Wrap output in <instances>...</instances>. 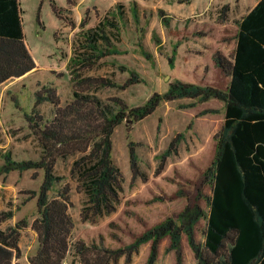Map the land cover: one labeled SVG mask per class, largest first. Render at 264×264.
<instances>
[{
    "label": "rangeland",
    "instance_id": "obj_1",
    "mask_svg": "<svg viewBox=\"0 0 264 264\" xmlns=\"http://www.w3.org/2000/svg\"><path fill=\"white\" fill-rule=\"evenodd\" d=\"M53 1L57 13L50 0H19L24 41L36 67L0 84V207L7 202L13 210V217L1 226L5 228L20 220L27 222L19 230L20 255L13 259L14 264H28V256L37 247L30 227L37 214V196L32 197L29 191L38 192L43 170L4 172L3 165L5 156L21 161L38 160L43 154L38 135L54 118L55 108L50 102L35 106L37 91L43 86L54 87L59 106L64 107L72 100V76L108 78L121 85L132 72L140 81L125 88L83 84L79 89L93 91L105 101L118 97L128 107L142 105L153 93L165 92L169 83L176 80L223 89L226 78L213 62L216 49L212 43L223 33L219 40L226 41V53L221 52L231 58L230 38L235 26L232 22L221 31L218 23L230 13L229 5L225 11L222 7L232 4L236 17V1L249 5L254 0ZM28 114L32 122L27 120ZM223 119L222 100L180 98L160 102L141 120L117 125L111 139L112 158L123 176L120 201L114 212L90 220L81 218L85 194L77 173H71L72 161L81 153L62 155L69 149L57 145L53 171L60 180L53 183L48 197H57L64 188L67 190L74 222L71 244L82 240L118 248L167 217L177 219L186 204L197 203L207 211L202 195L210 194L211 189L201 181L215 154L213 134ZM179 132L183 139L177 154L168 156L163 168L156 170L161 153ZM129 141L137 143L138 162L145 180H131ZM204 228L205 219L201 218L195 226L196 240L203 239ZM150 244L142 243L130 264H146ZM169 244L168 236L159 241L154 264H198L184 235L179 260L174 250H167ZM72 257L70 248L66 261ZM69 264L81 263L76 258ZM113 264H125L124 256Z\"/></svg>",
    "mask_w": 264,
    "mask_h": 264
},
{
    "label": "trees",
    "instance_id": "obj_2",
    "mask_svg": "<svg viewBox=\"0 0 264 264\" xmlns=\"http://www.w3.org/2000/svg\"><path fill=\"white\" fill-rule=\"evenodd\" d=\"M50 2L57 13L55 2ZM227 9L228 5H223L222 11ZM236 25V45L231 58L219 50L212 56L214 64L230 77L223 89L176 80L169 83L165 92H155L142 105L134 107H128L118 97L105 101L93 91L79 89L83 84L125 88L140 81L132 72L121 85L108 78L72 76V100L64 107L59 106L54 87L43 86L37 91L35 106L50 102L55 108L54 118L38 135L43 154L38 160L21 161L5 156L3 165L4 172L43 170L38 192L29 191L32 197L37 196V214L31 222L37 234V247L27 258L29 264H62L70 248L71 260L77 258L81 264H113L121 256L125 264H130L140 245L148 241L151 244L146 264H154L158 243L165 236L170 240L167 250H174L179 260L183 235L198 264H264V0H257ZM35 67L24 41L19 0H0V84ZM180 98L195 101L215 98L224 102V119L213 135L215 154L201 181L211 189L210 194L202 195L207 211L197 203L186 204L177 219L167 217L118 248L82 240L71 244L74 222L67 190L64 188L57 197H48L53 183L60 180L53 171L56 146L69 149L62 155L81 153L71 167L85 194L81 218L90 220L108 215L119 204L123 182L122 172L112 158L114 128L123 121L143 119L162 101ZM26 117L32 122L31 115ZM182 139L181 132L171 139L156 170L163 168L168 156L177 154ZM136 146L137 143L128 142L131 180L138 177L145 180ZM0 214L2 221L11 218L13 210L9 207ZM201 218L205 219V228L203 239L198 241L195 226ZM23 225L27 222L20 220L0 228V264H14L13 259L19 257L18 236Z\"/></svg>",
    "mask_w": 264,
    "mask_h": 264
},
{
    "label": "crops",
    "instance_id": "obj_3",
    "mask_svg": "<svg viewBox=\"0 0 264 264\" xmlns=\"http://www.w3.org/2000/svg\"><path fill=\"white\" fill-rule=\"evenodd\" d=\"M256 2H257V0H254V1H252V2H250L251 4H249V5H245V4H241L240 3V1H236L235 2V5H234V9L235 10H237L238 11V13H239V15L237 14V16L235 17L233 14H232V4H227V3H225V5H229V7H230V13L228 14V16H225V18H224V20L223 21H221V22H217L218 23V25H220V29H221V31H224V28H225V26H227V24H232V22L234 23V26H235V32H234V36H232L231 38H230V41H231V44H230V47L232 48V54H233V52H234V48H235V45H236V39H235V34H236V30H237V25H236V21L237 20H239L244 14H246L248 11H249V9L250 8H252L255 4H256ZM233 18H236V19H233ZM223 35V33H219L218 35H217V37L216 38H214L213 40H214V45H213V43H212V46L213 47H215V49L216 50H220V51H223V52H225L226 53V50H225V43H226V41L225 42H220V37ZM215 50V51H216ZM221 76H224L225 78H226V83L228 84V82H229V79H230V77L228 76V75H224V74H221ZM9 81H11V80H9ZM227 86V85H226ZM222 125V124H221ZM221 127V126H220ZM219 130V129H218ZM217 130V131H218ZM216 131V132H217ZM0 132H1V127H0ZM215 134V133H214ZM213 134V135H214ZM9 207H8V204H7V202L4 204H2V207H0V209H8ZM36 216V215H35ZM13 217V216H12ZM11 217V218H12ZM35 218V217H34ZM33 218V219H34ZM10 218H8V219H5V220H2V221H0V228H2V226H1V223H3V222H5V221H7V220H9ZM30 227H31V225H30ZM31 231H32V233H33V235H34V237H36L37 238V234H36V232L33 230V229H31ZM36 240V239H35ZM19 245V244H18ZM36 245H37V241L35 242V247H36ZM19 247H20V245H19ZM68 256H69V252L67 253V255H66V257H65V259H64V261H63V263L62 264H69L70 263V258H69V262H67L66 260H67V258H68ZM27 257V256H26ZM27 262H28V260H27ZM28 264H29V262H28Z\"/></svg>",
    "mask_w": 264,
    "mask_h": 264
},
{
    "label": "water",
    "instance_id": "obj_4",
    "mask_svg": "<svg viewBox=\"0 0 264 264\" xmlns=\"http://www.w3.org/2000/svg\"><path fill=\"white\" fill-rule=\"evenodd\" d=\"M178 223H179V221H178Z\"/></svg>",
    "mask_w": 264,
    "mask_h": 264
}]
</instances>
